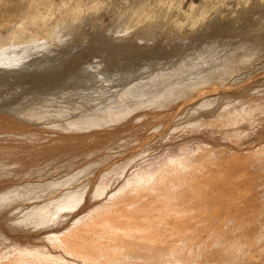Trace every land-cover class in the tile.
Segmentation results:
<instances>
[{"label":"bare ground","instance_id":"6f19581e","mask_svg":"<svg viewBox=\"0 0 264 264\" xmlns=\"http://www.w3.org/2000/svg\"><path fill=\"white\" fill-rule=\"evenodd\" d=\"M10 8L2 67L53 35L46 14ZM135 13L138 23L143 6ZM233 51L130 77L89 66L100 75L83 87L2 102L0 221L23 235L47 230L49 245L0 231V264H264V90L233 104L190 101L253 64L256 51ZM174 113L159 133L158 117Z\"/></svg>","mask_w":264,"mask_h":264},{"label":"rangeland","instance_id":"374dc122","mask_svg":"<svg viewBox=\"0 0 264 264\" xmlns=\"http://www.w3.org/2000/svg\"><path fill=\"white\" fill-rule=\"evenodd\" d=\"M18 2L21 4H17ZM8 4L12 12L16 11V6L22 5L23 9L25 6H31L34 10L46 14L53 35L44 42L46 46L43 43V51L38 52L39 48L35 47L36 52L31 48L32 51L35 50L34 58L29 54L31 50L28 51L30 60L27 58L26 62L20 65L21 68L12 65L0 66V105L3 102L1 106L11 102L13 104L14 99L16 100L10 107H13L16 101L20 104L25 100L29 102V98L33 102L35 98L39 100L44 92H57L61 89L73 91V87H83L84 85L80 84L86 85L93 77L98 79V72L111 77L122 73H127L129 77L142 75L145 71L155 68L168 70L185 57L199 58L198 60L202 61L228 54L233 49L236 53L249 49L256 51L253 64L246 67V71L242 69L244 72H237L240 75L236 73L233 76L238 81L232 80L231 83L229 79L230 83L228 80L224 86H211L207 92L193 96L190 101L195 103L203 96L217 98L213 106L220 102L233 104L238 99L264 90V0H0V31L3 35L11 28L10 23L2 17L4 6ZM137 6H143L144 14L139 16L138 23H134L138 18L135 13ZM73 8H76L75 12L72 11ZM239 43L241 46L244 45L242 43L248 46H242L241 49ZM253 45L258 46L255 48ZM45 65L49 69L45 68ZM95 65L99 66L98 72L90 71L89 66ZM37 69L38 71H34ZM19 71H25L24 75ZM34 72L36 74H32ZM92 87L86 92H93ZM6 92H9L8 95ZM20 93L24 98L20 97ZM31 97L34 99L31 100ZM9 106L7 107L10 108ZM174 115L175 113L171 118L158 115L162 120L157 116L156 126L161 127H158L159 133L172 126ZM13 145L20 148V143ZM193 208L197 209L198 206L193 204ZM209 209H212V206ZM184 221L186 219L170 222L181 224ZM169 225L173 226L171 223ZM171 227L169 228L173 230ZM0 231L15 243L25 244L40 240L49 245V241L41 239L47 234V230L41 233L18 234L16 231H10L1 220ZM130 240L132 239L126 238L124 242L133 244Z\"/></svg>","mask_w":264,"mask_h":264}]
</instances>
